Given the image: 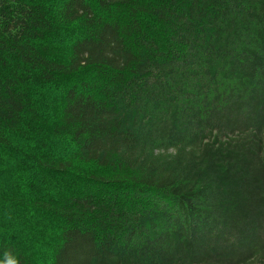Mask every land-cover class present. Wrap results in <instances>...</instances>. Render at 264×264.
<instances>
[{"label":"trees","instance_id":"trees-1","mask_svg":"<svg viewBox=\"0 0 264 264\" xmlns=\"http://www.w3.org/2000/svg\"><path fill=\"white\" fill-rule=\"evenodd\" d=\"M45 2L0 0V148L52 190L0 193V264H264V0Z\"/></svg>","mask_w":264,"mask_h":264},{"label":"rangeland","instance_id":"rangeland-1","mask_svg":"<svg viewBox=\"0 0 264 264\" xmlns=\"http://www.w3.org/2000/svg\"><path fill=\"white\" fill-rule=\"evenodd\" d=\"M45 1H46L45 2L46 5H48L47 7H49V9L52 10L53 8H55V6H57L60 3L61 0H45ZM63 39L66 40L67 37L65 38V35H63L62 42H63ZM48 42L49 43L47 45H52L55 48V46L53 45L55 41L50 40ZM52 91L53 92L50 91V95H49V88L46 86H42V85H38L36 91H34V94L37 97V100L41 103L40 105H42L40 106V108L44 115L51 112V102H52L51 100H52V97L57 92V88L54 85H53ZM27 131L28 132H24L23 134H20V133L13 134L10 137L11 148L7 149L6 152L8 154H11L12 157L18 158L15 161H13L14 159L11 160L9 155L4 156V154L2 153V149L0 148V160H1L0 161V193L6 190L7 192H12V190H15L13 188L17 186L19 187L20 185L19 182L23 181V179H25L26 176H27V180L30 176H34L36 179V182H33L32 185L36 186L37 182H40V184H42L40 187L43 189V192H47L49 190L48 193H52V190L50 189V184L41 182V181L47 180V178L42 179L41 178L42 176L41 177L35 176L34 172L30 173L32 162L29 161L28 158H26L25 160L24 156L21 155L19 152H15L18 149H21L22 151L24 149V153L28 154L29 152H31L32 148L36 147L35 142H34L35 140L33 141L35 136L33 135V133H31V131L29 130ZM42 135L43 136L45 135L44 132L41 134V136L36 137V142L38 146H42L45 144L47 146L45 151L46 150L49 151L48 154H51L57 151L58 153H61V152L67 153L68 151H70V147L67 144H65V142L59 141V140L52 141V139L48 138L47 136L42 137ZM6 158H8V160H6ZM13 212H14L13 209H10L8 207H3V205L0 204V218L3 219V226H4V223L6 222H13V221H10L12 220L10 219V217L12 216L11 214H13ZM40 224L41 225L37 229L41 231L46 230L45 228H43V225L41 222ZM47 225L48 224H46L45 226ZM31 236L37 237V239L40 241L37 243V248L39 251V256L37 258L40 259V264H48L47 263L48 259H46V256H45L47 252V247L45 246V244L44 245L42 244L41 242L42 238L38 235H31ZM34 264H39V263H34Z\"/></svg>","mask_w":264,"mask_h":264},{"label":"clouds","instance_id":"clouds-1","mask_svg":"<svg viewBox=\"0 0 264 264\" xmlns=\"http://www.w3.org/2000/svg\"><path fill=\"white\" fill-rule=\"evenodd\" d=\"M2 232H3V219L0 218V233H2ZM21 239L23 240L24 237H21ZM27 243H28L27 240H25V245H26V246H27ZM31 247H32V249L34 250V249L37 247V245L33 244ZM23 255L25 256V258H27V256L29 255V252H24ZM14 264H20L19 259H17V260L14 262Z\"/></svg>","mask_w":264,"mask_h":264}]
</instances>
